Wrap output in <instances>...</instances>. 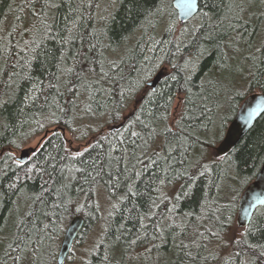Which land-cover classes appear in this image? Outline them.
I'll use <instances>...</instances> for the list:
<instances>
[{"label": "trees", "instance_id": "trees-1", "mask_svg": "<svg viewBox=\"0 0 264 264\" xmlns=\"http://www.w3.org/2000/svg\"><path fill=\"white\" fill-rule=\"evenodd\" d=\"M199 4L182 24L173 0H0V264L58 263L72 219L85 218L75 243L100 221V192L113 203L84 264H264V207L230 253L220 244L264 164V114L209 158L264 93V0ZM87 116L110 127L87 149L71 153L58 132L18 164L20 139Z\"/></svg>", "mask_w": 264, "mask_h": 264}, {"label": "water", "instance_id": "water-1", "mask_svg": "<svg viewBox=\"0 0 264 264\" xmlns=\"http://www.w3.org/2000/svg\"><path fill=\"white\" fill-rule=\"evenodd\" d=\"M173 7L178 12V17L182 24L195 18L200 10L199 0H173ZM156 84L157 81L155 80L150 83V86L155 89ZM263 114L264 93H254L248 96L229 125L223 140L214 148L216 155L223 157L231 153ZM59 131H62L63 135H65V130L61 127H56L53 130L49 129L43 135L41 142H44L49 134H54ZM39 148L40 146L23 149L18 162L22 165L28 163L32 155ZM261 207H264V164L254 181L245 189L239 200L237 225L240 228L246 229L250 225L256 211ZM84 227L85 218L83 216H76L72 219L60 246L58 254L59 264H63L66 261Z\"/></svg>", "mask_w": 264, "mask_h": 264}, {"label": "rangeland", "instance_id": "rangeland-1", "mask_svg": "<svg viewBox=\"0 0 264 264\" xmlns=\"http://www.w3.org/2000/svg\"><path fill=\"white\" fill-rule=\"evenodd\" d=\"M154 80V79H153ZM152 80V81H153ZM241 87V85H240ZM242 87H245L242 85ZM151 88V87H150ZM139 96H137L136 100H138ZM135 100V99H134ZM129 102V105L125 109V111L122 114V118L124 121V124L127 123L130 120V116L132 113L136 110L137 107V101ZM131 101V100H130ZM182 110V98L178 97L175 100L172 112H171V118L169 119V124L174 125L176 120L181 114ZM82 124L81 126H84L85 128H81L80 126L76 127L73 132L68 131L67 129L65 130V135L63 137L66 139V144L67 148L69 151L73 154H79L80 152L84 151L87 149L94 139L98 137L96 133H94L96 130L100 129L101 126L103 128L109 129L110 127L107 125V120L106 117H86L81 123L78 125ZM107 125V126H106ZM56 127L50 128L51 130L55 129ZM63 134L62 131H59ZM58 133V132H57ZM55 134V133H54ZM96 134V135H95ZM42 135H37L34 136L31 139L26 140L25 142H22V140H19V149L14 151V156L18 159L21 157V151L25 148L28 147H34L36 148L37 146L43 145L41 142L42 141ZM53 134H49L48 137H50ZM223 136V131L221 128L216 127L214 128L211 136L209 138H214L215 141H219ZM208 138V139H209ZM47 139V138H46ZM40 149V148H39ZM216 153H214L213 147L209 148V158H215ZM33 156V155H32ZM32 158V157H31ZM18 164L22 165L21 163L18 162ZM99 203L101 207V216H100V221L96 222L94 226L89 230V232L84 235L83 239L81 240L80 243H74L71 254L68 255L66 261L63 264H84L88 259L91 253L96 249V247L99 245L101 242L105 229L107 227V216L110 212L112 203L107 196H105L103 193H99ZM232 199V196H231ZM243 228H240L236 225V228H233L230 230V233L227 237L222 239L221 248L223 255H227L228 253L231 252L232 250V241L234 239H239L243 233H244ZM4 238L8 237L7 235L3 234ZM58 264V263H55Z\"/></svg>", "mask_w": 264, "mask_h": 264}, {"label": "bare ground", "instance_id": "bare-ground-1", "mask_svg": "<svg viewBox=\"0 0 264 264\" xmlns=\"http://www.w3.org/2000/svg\"><path fill=\"white\" fill-rule=\"evenodd\" d=\"M227 84V83H226ZM233 94V93H232ZM231 96V95H230ZM150 130H152V129H150ZM20 207V206H19Z\"/></svg>", "mask_w": 264, "mask_h": 264}, {"label": "flooded vegetation", "instance_id": "flooded-vegetation-1", "mask_svg": "<svg viewBox=\"0 0 264 264\" xmlns=\"http://www.w3.org/2000/svg\"><path fill=\"white\" fill-rule=\"evenodd\" d=\"M157 87V86H156Z\"/></svg>", "mask_w": 264, "mask_h": 264}]
</instances>
